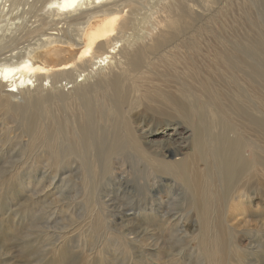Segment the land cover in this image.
Returning a JSON list of instances; mask_svg holds the SVG:
<instances>
[{
	"label": "bare ground",
	"instance_id": "bare-ground-1",
	"mask_svg": "<svg viewBox=\"0 0 264 264\" xmlns=\"http://www.w3.org/2000/svg\"><path fill=\"white\" fill-rule=\"evenodd\" d=\"M35 1L42 3L41 12L49 7L67 16L79 14L69 21L65 17L67 28L48 29L54 31L50 34L44 19L41 27L28 32L34 37L27 40L30 44L23 54L15 53L23 44L16 38L2 47L0 130L3 141L8 134L22 140L7 143L3 151L18 147L37 157L46 153L52 167L79 159L80 182L86 189L81 230L114 239L116 248H127L136 242L129 236H138L128 225L137 216L115 214L110 210L115 207L112 199L104 201L98 192L116 162L117 174L182 185L188 212L196 220L203 264L243 262L233 242L234 228L248 225L252 218L249 206L257 194L249 181L264 173V0L207 2L231 6L233 25L224 20L218 27L214 16L198 13L208 0L154 1L158 3L152 14L141 20L137 12L147 0ZM34 46L52 49L32 57ZM69 85L73 91L65 95ZM22 95L23 105L8 101ZM144 117L152 122L138 131L136 124ZM183 125L193 136L190 155L181 157L174 140L155 144L156 127L173 130L175 136ZM249 131L260 144L248 138ZM247 147L254 150L252 159L244 155ZM116 184L122 187L126 181ZM174 217L163 221L168 225L165 231H171ZM259 223L264 227V212ZM63 251L60 259L66 255Z\"/></svg>",
	"mask_w": 264,
	"mask_h": 264
},
{
	"label": "rangeland",
	"instance_id": "rangeland-1",
	"mask_svg": "<svg viewBox=\"0 0 264 264\" xmlns=\"http://www.w3.org/2000/svg\"><path fill=\"white\" fill-rule=\"evenodd\" d=\"M154 1L156 2L159 0H147V3L143 2L141 4L144 5V7L142 6L138 9L136 16L138 20H141V18L143 19V17L147 18L149 14H152L154 10L153 7L158 3L154 4ZM209 1L211 0L204 2L205 4H201L200 7L202 8V12L198 9V13L203 14L205 18H208L206 15L214 16V19H216V27L221 24H223L221 26H224L225 21L228 20L227 24H230V19L231 23H234L235 18L231 17L233 15H231L230 5L221 3L219 6V4H214V2H212L209 6V4H207ZM95 7L98 6H91L92 9ZM41 8L42 3H37L35 0L3 1V4L0 6V51L3 52L2 47L5 43L7 44L16 38L17 41L23 44L19 46L20 49H17L15 53H17V55L18 53H24L26 51L25 49L30 44L27 40H31V38L34 37L32 33L29 34L28 32L35 31L41 27L44 19L48 21L45 32L50 34L54 31H49L48 29H56L55 27L59 28L55 32L64 31L67 25H64L65 22L63 23V21L66 18L69 21L76 17L74 16L75 14L77 16L79 14L73 13L67 16L49 7L46 9L47 11L43 10L41 12ZM220 9L221 12L217 15H213ZM229 11L230 16L228 15ZM57 20L62 21L59 26H56L57 22L59 23ZM232 25L233 24H230V26ZM62 27L63 29H61ZM61 34L62 33H60L59 36H61ZM40 39L42 38L40 37ZM31 44H37V41L32 40ZM31 49H37V46ZM51 49V47L39 48L32 54V57H37L39 55L38 53L46 50L50 51ZM6 51L7 50H5V52ZM10 55L11 52L2 57L4 58ZM208 61L206 62L207 64L210 62ZM220 71L223 70L220 69ZM81 80L82 79H79V81ZM70 88H72V85H69L65 89V95H69L73 91V89ZM32 90L30 92L33 95L35 94V88ZM21 97L18 96L17 98H13L12 101H8L10 103L12 102V104L20 103L23 105L24 95ZM144 118H146V120H141V122L139 121L140 123L138 122L136 124L138 131L145 130L146 124H151L152 122L150 117ZM186 127L187 126L183 125L175 130V136L171 134L173 130H171V132H166L165 127H156L155 131L157 132L153 137L155 144L163 145L167 144V141L171 142L174 140L177 145L183 148V150L180 148L181 157L190 155L192 153L193 136H191V129L189 130ZM180 131H182L183 134L185 132L186 135H176L179 134ZM247 135L248 138H252V140L260 144V141L256 140L260 138H257L251 131L247 132ZM20 141L22 140L16 139L12 134H8L5 141H3L0 130V264H78L81 261L82 262L79 264L204 263L202 256H200V250L196 239L199 235L197 225H195L196 220H194V218L191 217L192 214L190 215L188 212V194L182 185L174 184L168 180H161L160 178H156L150 183L147 179L138 178L133 174L125 175L123 173L121 174V172L117 174L118 172L116 173V171L119 168V161L116 162L113 166L115 171L108 176H111V178L107 177L104 179L103 184L100 185L101 187L99 186L101 190L99 191L98 189V192H101L100 194H102L101 196H103L104 201L105 199H112L110 204L115 207L110 210H115V214H132L137 216V218H134L129 224L128 222H125V224L131 226L138 235V238H135L134 235L136 234L129 236L131 240H135L136 242H130L127 248H116L113 241L114 239H106L100 236L92 237L89 233H83L81 230V225L83 224L81 220L83 215L82 209L86 207V204H81V200L86 189L80 182L82 179L83 167L79 159L67 160L62 166L52 167L51 163L45 157L46 153H41V155L37 157L32 153H23L18 147H12L11 149L7 148L3 151L7 143L12 144ZM25 141L27 140L23 139V143H25ZM244 152L245 157L248 159H252L255 155L252 147L245 148ZM175 159L174 157L168 158L169 161ZM259 170L261 169L259 168ZM258 174V177L261 178H254L252 176L254 180L250 179L251 181H249V186L254 189L252 191L257 194L251 206H249V211L253 219L250 218L248 223L249 227L246 223L244 224L245 226L241 225L242 228L239 225H237L238 228H234L235 233L233 242L235 247L241 252V257L244 259L243 262L240 261L236 264H264V234H259L264 232V227L259 223V219L264 212V173L263 176L259 172ZM121 175L125 176L127 180H123L120 177ZM127 175L129 177L131 176L130 179ZM109 179L111 183H109ZM116 180L118 183L126 181V185L124 184L120 187V184H116ZM129 180L130 182L127 183ZM106 182L108 184H106ZM147 194H149V197ZM115 196L117 197L114 198ZM91 207L92 210H94L93 205H91ZM166 209L168 211H166ZM173 215L175 216L174 220L169 223L171 224L169 227L172 229L171 231H165L168 225H165L166 223L163 221ZM183 215L186 216V219ZM187 217L190 220H188ZM159 219H161V221H159ZM76 229L77 231H75ZM153 229L156 231H152ZM162 229H164V231ZM149 233L151 234L149 235ZM81 234L83 235L81 236ZM103 239L105 240L103 241ZM62 245L63 247L61 248ZM63 250L66 251V255H62L60 259L61 253L64 252ZM248 251L252 253L250 254L251 257ZM77 254L79 255L77 256ZM64 260H66L67 263L64 262ZM71 260H73V262H71ZM74 260L77 261L74 262Z\"/></svg>",
	"mask_w": 264,
	"mask_h": 264
}]
</instances>
